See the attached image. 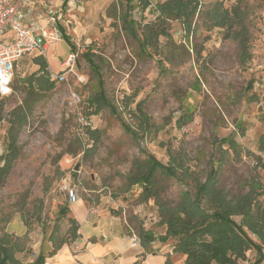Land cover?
<instances>
[{
    "label": "rangeland",
    "instance_id": "374dc122",
    "mask_svg": "<svg viewBox=\"0 0 264 264\" xmlns=\"http://www.w3.org/2000/svg\"><path fill=\"white\" fill-rule=\"evenodd\" d=\"M116 1L126 12V0H85L82 11L69 14L66 35L78 53L73 67L63 71L61 66L68 45L50 43L43 58L52 68L43 70L23 57L15 70L20 77L15 92L0 100V165L9 154L11 135L17 144L0 180V240L12 247L16 264H31L41 240L48 249L71 241L68 213L60 215L70 186L91 205L122 215L137 235L145 221L144 228L161 231L155 199L143 200V186L129 180L149 155L164 164L186 163L204 181L216 153L214 140L233 138L238 153L226 155L219 184L239 194L251 179L264 181V0H199L191 28L185 31L181 22L170 21L169 37L160 36L157 46L149 47L152 56L141 50L133 30L108 15ZM140 1L145 0L133 1L131 12L139 32L155 20L157 4L165 0H147L145 9ZM218 3L244 16L245 62L238 40L208 17ZM51 71L64 78L51 81ZM100 78L112 105L95 113L91 98ZM20 107L27 110L22 126ZM82 116L97 130L96 141L80 127ZM157 180L161 199L170 205L180 201L182 190L194 191L190 177L181 181L158 174ZM256 257L250 250L240 264H252ZM162 263L157 256L155 264Z\"/></svg>",
    "mask_w": 264,
    "mask_h": 264
},
{
    "label": "trees",
    "instance_id": "16d2710c",
    "mask_svg": "<svg viewBox=\"0 0 264 264\" xmlns=\"http://www.w3.org/2000/svg\"><path fill=\"white\" fill-rule=\"evenodd\" d=\"M134 0H126L127 11L124 12L123 4L119 1L112 2L108 8V15L115 20L120 19L123 27L133 30L134 37L138 41L141 50L148 56H152L150 46L158 44L160 36L169 37L167 24L170 21L181 22L184 30L191 28L193 18L199 12V0H165L157 4L158 15L153 22L148 23L141 32L136 28L137 21L133 19L132 10ZM142 9L148 7L147 0L140 1ZM213 26L225 27L227 35L237 39L240 46V60L245 62L248 57V36L244 16L240 10L224 8L218 3L208 12ZM75 49V47H74ZM73 50V48H72ZM41 69H47L46 61L36 58ZM90 65L98 67L95 61L90 59ZM52 87V86H51ZM91 104L95 113L106 106H110L104 83L99 79V90L92 96ZM141 103L137 109H141ZM19 126L26 122L25 108H18ZM2 106L0 105V115ZM142 122L148 125L149 120L143 117ZM88 132L90 138L97 140V130ZM127 132L134 133L129 125L125 126ZM137 137V133H134ZM216 153L210 158V170L204 181L195 175L189 165L176 163L164 164L155 156L149 155L140 165V171L131 173V184L143 186L142 198L148 201L155 199L159 208L160 224L166 227L165 234L159 237L163 242L173 241L174 252L186 256L184 264H240L247 258L248 251H255L256 259L252 264H264V181L256 178L246 183L248 190L245 193L231 194L219 184V176L226 155L233 151L238 153V143L235 139L217 138L214 140ZM264 151V140L261 142ZM16 138L11 135L9 154L5 157L4 164L0 165V180L8 173L9 165L16 156ZM227 146V147H225ZM175 177L179 180L193 178L194 191L182 190L181 199L176 205H170L163 201L158 192L157 175ZM68 213V206H64ZM241 217L240 221L235 219ZM71 221V239L79 237V225L75 219ZM131 227V226H130ZM133 229V227H131ZM138 236L144 247L152 243L156 237L146 230L141 224L137 226ZM53 234V232H52ZM51 234V236H52ZM66 240L49 253L53 255ZM45 256L39 254L31 264H44ZM17 258L13 254L12 247L0 240V264H15Z\"/></svg>",
    "mask_w": 264,
    "mask_h": 264
},
{
    "label": "crops",
    "instance_id": "0c3cea01",
    "mask_svg": "<svg viewBox=\"0 0 264 264\" xmlns=\"http://www.w3.org/2000/svg\"><path fill=\"white\" fill-rule=\"evenodd\" d=\"M82 1L85 3V0H77L73 6L69 7L66 0H47L55 6H64L65 21L60 25V28L64 31V37L66 38L63 41L68 45L70 52L73 47L69 43L68 35H66L71 22L68 16L75 11H82ZM22 11L25 15L24 24L26 26L42 28L46 25L47 17L45 6L42 3L31 1ZM10 36L12 34L8 35V37ZM37 57L46 61L47 65L49 64L43 58L44 56L37 54L24 56L28 60L31 59V62L39 64L36 61ZM47 68L52 67L49 64ZM67 192L69 195L66 203L69 208L68 217L69 220L75 219L77 221L80 235L74 240L71 239V241L63 243L56 253L51 256L49 253L53 248L48 249L49 246L46 244L44 246L42 240L39 241L36 245L38 247L37 257L39 254L44 255V264H155L157 256H161L162 260L165 261L162 264H184L186 256L174 252L173 241L163 242L159 239L161 235L165 234V226L160 225L163 229L159 232L152 228H146L156 237L147 247H144L141 241L136 246H132L130 235L134 230L122 215H115L99 205H91L90 202L83 200L80 195L74 196L72 200L70 190H67ZM143 225L147 227L148 223L145 221ZM14 226L18 231H22L17 222ZM50 244H52L51 241ZM46 251L47 254H45Z\"/></svg>",
    "mask_w": 264,
    "mask_h": 264
},
{
    "label": "built area",
    "instance_id": "2783aa9c",
    "mask_svg": "<svg viewBox=\"0 0 264 264\" xmlns=\"http://www.w3.org/2000/svg\"><path fill=\"white\" fill-rule=\"evenodd\" d=\"M39 2L45 6L46 25L42 28H34L24 24L25 15L23 8L31 2ZM77 0H66L70 7ZM64 6H55L47 0H0V100L11 96L15 92L16 82L20 77L16 76L18 62L24 56L37 54L45 56L49 43L64 39V31L60 25L65 21ZM9 34L12 36L8 37ZM78 53L71 51L62 62V70L65 71L74 66ZM50 80L57 81L64 78V74L49 72ZM81 128L89 125L85 117L79 118ZM74 196H78V189L74 186L67 188ZM132 246L140 243L139 236L133 232L130 235Z\"/></svg>",
    "mask_w": 264,
    "mask_h": 264
},
{
    "label": "water",
    "instance_id": "95a60500",
    "mask_svg": "<svg viewBox=\"0 0 264 264\" xmlns=\"http://www.w3.org/2000/svg\"><path fill=\"white\" fill-rule=\"evenodd\" d=\"M76 168L78 169L79 166H77ZM64 214H66V209L65 208H63V209L60 210V215L62 216Z\"/></svg>",
    "mask_w": 264,
    "mask_h": 264
}]
</instances>
